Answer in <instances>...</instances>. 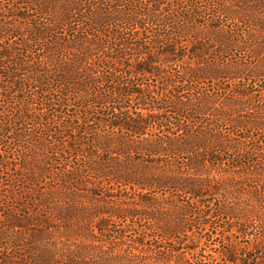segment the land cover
Segmentation results:
<instances>
[{"label": "trees", "instance_id": "1", "mask_svg": "<svg viewBox=\"0 0 264 264\" xmlns=\"http://www.w3.org/2000/svg\"><path fill=\"white\" fill-rule=\"evenodd\" d=\"M6 1L0 264H264V0Z\"/></svg>", "mask_w": 264, "mask_h": 264}, {"label": "rangeland", "instance_id": "2", "mask_svg": "<svg viewBox=\"0 0 264 264\" xmlns=\"http://www.w3.org/2000/svg\"><path fill=\"white\" fill-rule=\"evenodd\" d=\"M8 6V2L6 0H0V6ZM262 139H264V133L263 136H261ZM260 155L264 156V150L262 152H260ZM185 156L184 154L180 153L177 154V156H173L171 154H167L164 156V159H166L167 162H173V160L177 161V158L183 157ZM260 161L264 162V159H260ZM2 182H6V177L3 176L1 178ZM123 187V186H121ZM113 190H112V194L114 195V198L121 200L122 202H137L140 198L143 197V193L133 189L132 187H125V189H120L119 186L113 185ZM171 192H169L168 190H162L160 188H156L153 186H150L147 191L145 192L144 196L147 197L148 199V203L147 204H154V206L158 207V210H161L164 213V216L167 215V213H169L171 217L176 216V213H171L170 210L172 208H170L169 203H171L172 201L169 200V203L167 202V200L163 197L164 195H169ZM144 198V197H143ZM170 199V198H169ZM181 199V197H177V201ZM26 207L23 208L24 212L27 213L29 210H31L32 207V202L29 200V198H27L26 202H25ZM12 205H17L16 201L13 199V197L10 194H7L6 192L2 191L0 193V213L1 212H9V213H13L14 209H10L12 207ZM16 213V212H15ZM163 216V214H162ZM261 218H264V212L261 213ZM167 220V219H166ZM232 220L230 215H226L224 213H220L219 211H217L215 209V207L213 209H211V217H209V221L211 222V225L213 226H220V224H222L223 221H226V224H228L227 226H233V224H237L238 223V219H233ZM138 223H142L145 224L148 221H143L142 218L141 219H137ZM150 229L147 232V237H152L153 238V242H156L158 244H162L163 241H168L169 238H176L177 236H179L178 230L175 232H164L161 231L160 229L156 228V226H159L158 221L157 220H152L150 221ZM147 224V223H146ZM147 226V225H146ZM149 226V225H148ZM112 228V227H109ZM194 230H197L194 228ZM214 230V229H211ZM217 232L221 233V231L218 229ZM251 232L254 233L257 237L261 238L264 234V228H260L258 223H253V227L251 229ZM194 233H196V231H194ZM128 234V233H127ZM223 234V233H222ZM229 235L226 233V236ZM146 237V238H147ZM183 238H186V236H184ZM232 238L237 242L238 247L239 248H243L242 245L247 246V241H249V238L247 237H240L237 234H235L234 236H232ZM227 239H231L230 237H227ZM224 239L222 237H219V235H217L216 237L213 238L211 246H215L217 245V243H221ZM256 241L253 240V243H255ZM264 249V247H263ZM240 253H242V250H239ZM251 253H254L255 251L251 250ZM239 255V254H238Z\"/></svg>", "mask_w": 264, "mask_h": 264}]
</instances>
